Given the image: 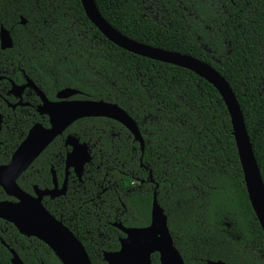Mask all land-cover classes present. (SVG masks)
I'll return each instance as SVG.
<instances>
[{
    "label": "trees",
    "instance_id": "1",
    "mask_svg": "<svg viewBox=\"0 0 264 264\" xmlns=\"http://www.w3.org/2000/svg\"><path fill=\"white\" fill-rule=\"evenodd\" d=\"M94 1L102 17L128 38L205 61L226 79L264 184V0H156L161 21L147 14L141 0ZM0 25L13 41L11 48L0 49V164L9 161L33 123L48 125L47 117L35 112V95L31 106H7L8 79L20 83L26 76L50 99L69 87L79 91L75 98L116 103L143 138L140 162L139 143L124 126L84 117L23 174L32 183L44 177L49 182L53 155L64 157L68 133L90 145L92 158L81 181L73 176L66 195L45 206L61 216L92 264H107L102 251L119 247L123 234L111 223H149L154 191L185 264H264V234L248 200L229 115L210 83L116 46L89 21L80 0H0ZM17 182L24 186L20 178ZM6 198L0 188V199ZM70 215L75 219L69 222ZM6 225L24 242L16 249L25 264H60L42 241ZM0 264H9L1 252ZM152 264H160L156 253Z\"/></svg>",
    "mask_w": 264,
    "mask_h": 264
},
{
    "label": "water",
    "instance_id": "2",
    "mask_svg": "<svg viewBox=\"0 0 264 264\" xmlns=\"http://www.w3.org/2000/svg\"><path fill=\"white\" fill-rule=\"evenodd\" d=\"M80 3L89 21L116 46L139 56L190 70L218 91L229 115L231 133L235 141L248 200L264 234V184L242 110L226 79L205 61L128 38L102 17L94 0H80ZM20 23L25 24L23 17H20ZM12 46L13 41L9 30L0 25V49H9ZM26 87L32 89L38 96L40 103L36 110L39 114L47 116L48 125L44 126L40 122L33 124L11 154L9 161L0 165V187L8 197L15 199V201L0 200V219L12 224L19 233L42 241L50 248L60 264H92L82 242L42 204L43 195L53 198L64 194L65 184L62 188H58L56 184L52 189L35 188V196H33L18 186L17 179L57 136L61 135L73 122L84 117H105L124 126L133 140L139 143L140 162L144 150L143 138L135 120L116 103L101 99L72 98L79 94V91L69 87L56 93V101H50L28 77L20 86L12 82L9 93L20 97L21 90ZM18 104L22 103L18 102ZM64 143L70 147L65 156V169L71 167L80 179L85 164L91 160L89 146L85 142H80L78 137L72 134L66 135ZM149 177H151L150 172ZM53 182L55 183L54 178ZM111 224L124 236L119 239L118 250L102 253V259L107 264H152L153 253L158 254L160 264H185L174 245L167 224V216L158 204L155 191L152 195L150 221L147 225L126 227L117 221ZM10 252L12 264H24L12 249ZM206 264L225 263L221 260H207Z\"/></svg>",
    "mask_w": 264,
    "mask_h": 264
},
{
    "label": "flooded vegetation",
    "instance_id": "3",
    "mask_svg": "<svg viewBox=\"0 0 264 264\" xmlns=\"http://www.w3.org/2000/svg\"><path fill=\"white\" fill-rule=\"evenodd\" d=\"M2 50V49H1ZM9 80V83H10V87L8 88V90H7V92H6V95L8 96V97H10V101L9 100H7V99H5L6 100V104H7V106L10 108V109H12V110H14L16 107H25V106H31L30 105V102H29V100H31L32 99V95H35L37 98H38V96L34 93V91L32 90V89H30V88H28V87H26V88H24V89H22L21 90V93H20V97L19 96H16V95H14V94H12V93H9V90H10V88H11V83L13 82V83H15L16 85H18V86H20V85H23L24 83H25V81H26V76L24 77V82H20V83H16V82H14L13 80H11V79H8ZM38 87V86H37ZM58 92V91H57ZM56 92V93H57ZM47 97V96H46ZM72 98H75L74 96L72 97ZM50 101H56L57 100V98H56V94H55V96H54V98H52V99H50V98H48ZM18 102H21L22 104H18ZM40 103V100H39V98H38V102L34 105V109H35V112L39 115V117H41V118H43L44 116H46V115H41V114H39L38 112H37V106H38V104ZM14 105V106H13ZM47 117V116H46ZM2 121H3V117H2V115L0 114V130H1V125H2ZM47 122H48V119H47ZM35 123H37V122H35ZM35 123H33V124H35ZM41 123V122H40ZM32 124V125H33ZM31 125V126H32ZM30 126V127H31ZM29 130V129H28ZM27 130V131H28ZM63 134V133H62ZM69 134V133H68ZM68 134H66V135H68ZM66 135H65V137H66ZM72 135H74V134H72ZM60 136V135H59ZM75 136V135H74ZM65 137H64V139H63V144H64V146H66V151H65V155H64V157H61L60 156V158L59 159H57V154H54L53 155V157L55 158L54 159V164H51L50 165V168H49V172H50V178H49V182L48 181H46V177H44V182H40L39 184H36V183H32L31 181H30V176L29 175H23L27 170H28V168L31 166V164L33 163H31L30 165H29V167L21 174V176L19 177L20 178V180L22 181V183L24 184V186H20L19 184H18V182H17V184H18V186L22 189V190H24L25 192H27V193H29L30 195H33V196H35V188H37L38 190H45V189H52L54 186H55V184H56V186L58 187V188H62V186H63V184H65V192H64V194H62V195H59V196H55V197H53V198H50L48 195H43L42 196V204L44 205V207L46 208V206H45V204L48 202V201H55V202H57V200H59V198L60 197H63L64 195H66V192H67V190L70 188H72V186H73V184H74V180H73V176L75 177V179L78 181V182H80L81 181V178H82V175H83V172H84V170H83V172H82V175H81V177H80V179L74 174V172H73V169L71 168V167H69L67 170L65 169V156H66V153L70 150V147L69 146H67V145H65V143H64V141H65ZM77 137V136H76ZM79 139V138H78ZM80 141V140H79ZM80 142H84V141H80ZM85 143H87V142H85ZM88 144V143H87ZM88 146H89V151H90V155H91V148H90V145L88 144ZM43 152V151H42ZM13 153V152H12ZM41 154V153H40ZM11 157V156H10ZM91 158H92V156H91ZM90 162V161H89ZM88 162V163H89ZM88 163H86V164H88ZM4 164H6V163H4ZM85 164V165H86ZM0 165H3V164H0ZM62 165V166H61ZM84 168H85V166H84ZM53 173H54V175H53ZM18 178V179H19ZM38 178H39V180L42 178V177H40V176H38ZM53 178L55 179V183L53 182ZM17 179V180H18ZM1 188V187H0ZM2 189V188H1ZM28 189V190H27ZM4 192V191H3ZM5 194V193H4ZM6 195V194H5ZM7 196V195H6ZM8 197V196H7ZM6 199H8V200H13V201H15V199L14 198H12V197H8V198H6ZM0 200H2V199H0ZM55 205L57 204V203H54ZM47 209V208H46ZM48 210V209H47ZM49 211V210H48ZM50 212V211H49ZM51 213V212H50ZM52 214V213H51ZM56 217V216H55ZM58 219H60L61 221H62V219H61V216H59V218ZM72 219H75V217L74 216H68L67 217V219L66 220H69V222L72 220ZM0 220H2V219H0ZM63 222V221H62ZM6 223H8V222H6V221H4L3 220V222H1L0 221V245L2 246V248H1V250H0V252L3 254V255H5L6 256V258H8V262H9V264H12L11 263V258H12V254H11V252H10V250L12 249L17 255H18V257L20 258V256H19V254H18V251H17V249H16V247L18 248V249H20V248H23V245H24V242L21 240V239H18L17 237H16V235H15V233H13L12 232V230H9L8 229V226L6 225ZM63 224L64 225H66L64 222H63ZM112 225V224H111ZM67 226V225H66ZM68 227V226H67ZM114 227V226H113ZM126 227H128V226H126ZM69 228V227H68ZM116 228V227H115ZM16 229V228H15ZM117 229V228H116ZM17 230V229H16ZM119 230V229H118ZM120 231V230H119ZM18 232V231H17ZM19 233V232H18ZM120 233L121 234H123L121 231H120ZM19 234H21V235H24V234H22V233H19ZM25 237H33V236H26V235H24ZM124 236V234L123 235H120L119 237H118V242H119V239L121 238V237H123ZM119 246H120V244H119ZM27 247V246H26ZM118 249H119V247H118ZM118 249H116V250H118ZM116 250H103L102 251V253L104 252V251H116ZM153 254H155V253H153ZM153 254L151 255V263H152V256H153ZM157 254V253H156ZM158 255V254H157ZM21 259V258H20ZM21 261L24 263V261L21 259ZM158 261H159V259H158ZM207 261V260H206ZM25 264V263H24ZM40 264H43V263H40ZM205 264H206V262H205Z\"/></svg>",
    "mask_w": 264,
    "mask_h": 264
},
{
    "label": "rangeland",
    "instance_id": "4",
    "mask_svg": "<svg viewBox=\"0 0 264 264\" xmlns=\"http://www.w3.org/2000/svg\"><path fill=\"white\" fill-rule=\"evenodd\" d=\"M141 2L143 4L144 10L147 12V14L152 16L155 20L161 21L163 11L160 8V6L158 5V2L156 0H141ZM207 50L210 52L209 49H207ZM212 59L215 62L218 61V58H216L215 56H212Z\"/></svg>",
    "mask_w": 264,
    "mask_h": 264
}]
</instances>
